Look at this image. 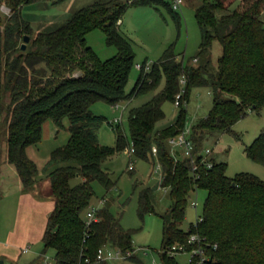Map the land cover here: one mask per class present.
<instances>
[{
    "label": "trees",
    "instance_id": "obj_1",
    "mask_svg": "<svg viewBox=\"0 0 264 264\" xmlns=\"http://www.w3.org/2000/svg\"><path fill=\"white\" fill-rule=\"evenodd\" d=\"M47 1L57 4L65 0H0V8L6 4L12 11L11 16L0 11V148L6 123L8 161L15 166L23 188L30 190L43 173L47 174L55 207L43 235L44 252L54 250V264H110L112 260L98 258L99 249L135 251V231L123 227L105 203L98 211L99 220L91 226L87 227L83 216L96 195L93 182L107 190L115 186L103 162L130 147L139 159L155 164L158 158L163 170L160 184L173 201L162 215V264H181L177 253L171 251L174 246L180 252V246L191 251L196 246L189 243L193 233L206 237L209 243L206 251L210 260L206 264H264V180L249 172L229 177L227 163L215 159L211 169L202 163L209 148L204 143L211 135L232 132L249 112L264 107V0H241L235 8L237 0H203L195 14L201 42L192 58L200 61L199 65L179 58L175 43H171L151 65L147 60L138 64L140 74L130 91L127 85L136 53L130 38L121 33L123 17L131 6H164L180 30L182 15L171 0H106L78 9L52 30L33 34L25 11ZM95 29L103 30L107 44L116 47L114 56L102 59L88 45L87 35ZM25 35L30 36L31 43L23 51L20 41ZM215 41L220 42L222 53L213 72L210 66ZM76 71L81 73L75 75ZM182 77H186L185 85ZM202 86L211 89L214 100L208 114L192 125L191 139L200 167V177L194 180L190 159L179 151L173 153L169 139L186 126L185 102H189L193 88ZM183 88L175 120L157 129L166 118L164 104H175ZM148 94L152 97L147 102L129 111L131 141L120 121L91 110L96 102L115 107ZM65 118L70 122V138L51 152L41 169L28 150L42 140L47 120L63 127ZM104 123L115 133L113 146L99 142L98 130ZM245 152L264 164V132ZM78 177L82 180L73 183ZM196 186L207 190L203 219L185 230L182 224ZM138 194L140 218L157 213L154 188L145 187Z\"/></svg>",
    "mask_w": 264,
    "mask_h": 264
},
{
    "label": "rangeland",
    "instance_id": "obj_2",
    "mask_svg": "<svg viewBox=\"0 0 264 264\" xmlns=\"http://www.w3.org/2000/svg\"><path fill=\"white\" fill-rule=\"evenodd\" d=\"M106 0H65L64 2L52 4L51 2H40L31 8L26 9L25 13L30 19L33 27V34L39 30H52L64 22L78 9ZM129 2L133 0H128ZM203 0H186L182 9L177 10L182 15V25L179 30L170 12L164 7L159 6L156 9L153 6L135 5L128 8L124 15V23L120 25L121 33L130 38L135 49V65L131 71L127 90L130 91L140 74V65L147 60L151 65L158 60L166 48L175 43L174 50L179 54V58L188 62L196 56L200 42L201 29L196 19V8ZM241 0H237L233 5L235 8ZM0 11L3 16H11V8L2 4ZM264 20V14L262 15ZM21 45L25 43L24 39L20 41ZM31 43V39L26 43V51ZM87 43L93 47L102 59H107L117 53L114 46H110L106 41V34L101 29H95L87 35ZM222 53V46L219 41L213 44V60L211 70L217 71L218 58ZM212 57V56H211ZM200 61L191 60V64L198 66ZM140 64V65H138ZM81 72L76 71L75 75ZM152 94L139 96L133 99L132 103H122L121 107L116 109L112 105L104 102H96L91 106L95 114L106 115L109 120L114 121L122 117L119 124L124 133L131 141V135L128 125V115L130 109L140 106ZM224 97H230L225 94ZM214 96L211 89L205 86L195 87L191 91L189 102H185L187 108V126H192L199 119L205 117L213 106ZM166 118L159 122L157 129L163 128L174 121L178 113V106L172 102L164 104ZM69 119H64V126L58 127L52 120H47L43 125V138L37 144L29 148L30 157L35 160L41 169L47 165L51 152L65 145L70 138ZM264 132V107L259 111L253 110L239 120L234 126L232 132H217L211 135L205 141V147H209L212 152L211 159L218 162L227 163V175L234 177L240 172L252 173L264 180V164L250 159L245 152L247 146L251 145ZM99 142L103 145H115V133L108 123H104L98 130ZM130 147L123 151L115 153L113 156L103 162V168L108 170L115 186L107 190L99 182H93L96 195L92 199L91 205H100L102 199L105 200L110 210L121 219L123 227L133 229V245L135 254L132 259L112 260L110 264H161L159 251L162 249L163 227L165 215L173 204L169 192L160 184L161 171L153 162L137 158L130 154ZM130 162L135 165L134 170H129ZM0 174L1 192L7 194L10 198L0 202V242H11L10 230L15 228L16 221L15 207L12 200L16 195L20 178L13 164L8 161V132L6 123L3 125L1 148H0ZM43 179H47V174H43ZM41 178V179H42ZM40 179V180H41ZM82 179L76 178L73 183H79ZM135 184L138 188L135 189ZM145 187L154 188V205L157 213H148L144 219L138 214L139 191ZM0 192V193H1ZM6 195V196H7ZM207 197V190L199 188L198 194L191 193L190 202L186 211V218L182 228L187 230L192 222L196 221L197 215L203 212L204 203ZM197 199L199 206L197 211L191 205V200ZM104 206V205H102ZM88 210V209H87ZM87 210L83 213L86 216ZM25 235V234H24ZM34 237V236H33ZM18 247L20 253L18 263H13L9 257L4 259L0 256L3 264H54V250L49 249L44 252L43 241L35 238L19 239ZM28 252H24L25 248ZM17 248V250H19ZM16 250V251H17ZM16 253V252H15ZM190 258L188 253H178L177 259L181 264H186Z\"/></svg>",
    "mask_w": 264,
    "mask_h": 264
},
{
    "label": "built area",
    "instance_id": "obj_3",
    "mask_svg": "<svg viewBox=\"0 0 264 264\" xmlns=\"http://www.w3.org/2000/svg\"><path fill=\"white\" fill-rule=\"evenodd\" d=\"M186 0H171L174 9L176 10H180L183 7V4H185ZM182 84H186V77H182L181 79ZM184 93V88L182 89V91L177 95L176 97V101H175V105L178 106L180 104L181 98L183 96ZM121 104H116L115 108H120ZM122 117L120 118H116L115 121H121ZM114 121V122H115ZM191 134H192V126H185L181 132L176 135L173 136L169 139V144L172 147V152L174 153L175 151H179L180 154L184 155L185 157L189 158L192 164V175L194 180H197L200 177V172H198L199 170V165L197 163V153H196V149H195V144L193 142V140L191 139ZM130 154L134 153V148H130ZM153 152L155 155H157V147L153 148ZM212 150L210 148H206L205 150V158H203L202 163H205L208 169H211L214 166V163L212 161V159L210 158V154H211ZM155 164L158 166V169L161 171V177H160V182L163 179V170H162V166L158 160V158H156ZM134 169V163L131 162L129 165V170H133ZM198 190L199 187L196 186L194 189L195 194H198ZM105 200L102 199L100 202V205L94 206V205H90V207L87 210L86 213V225L87 227L91 226V224L93 222H97L99 220V216H98V211L100 210V208L102 207V205H104ZM191 205L195 208V210L197 211L198 206H199V202L197 199H192L191 200ZM203 219L202 214H198L196 221L194 222L195 226L198 225V223ZM189 243L191 244H196V246L191 250V251H186L185 249L182 250V247L180 246L179 248L181 249V252L176 250V247H173V250L175 251H171V253L173 254H178V253H188L190 255V258L188 260V262H194V260L198 263V264H206L208 260H210L209 255L207 254L206 251V247L209 246L208 241L206 240V237L201 236L199 233H193L191 234L190 238H189ZM29 250V248H25L24 252H27ZM178 251V252H177ZM135 254V251H128L127 253H123L121 250L119 249H107V248H101L99 249V253H98V258L100 260H126L128 258H130L131 256H133ZM153 264H157V263H153ZM162 264V263H161Z\"/></svg>",
    "mask_w": 264,
    "mask_h": 264
},
{
    "label": "crops",
    "instance_id": "obj_4",
    "mask_svg": "<svg viewBox=\"0 0 264 264\" xmlns=\"http://www.w3.org/2000/svg\"><path fill=\"white\" fill-rule=\"evenodd\" d=\"M123 23L124 19L122 21V24ZM133 101H131V103ZM42 177H44V175H42ZM6 195L7 194H4L3 192L0 193V202H2L3 205V202L5 200L8 202L10 198L8 195ZM13 197L14 200H12V203L15 207L14 220L16 221V224L15 228L9 231L10 236L13 237V240H11V242L10 240L9 242H0V256L4 259H8L9 257L13 263H18L19 258L22 255L18 247L19 239L21 240L22 237H25V239L35 238L36 240L43 241V235L46 229L48 217L55 207V197L48 178H42L41 180L39 179L37 184L28 191L23 188L22 182L20 180L17 193ZM17 248L19 250H17Z\"/></svg>",
    "mask_w": 264,
    "mask_h": 264
},
{
    "label": "water",
    "instance_id": "obj_5",
    "mask_svg": "<svg viewBox=\"0 0 264 264\" xmlns=\"http://www.w3.org/2000/svg\"><path fill=\"white\" fill-rule=\"evenodd\" d=\"M30 40V36L29 35H25V37H24V41H25V43H23L22 45H21V49L22 50H25L26 49V43L28 42ZM179 153V152H178ZM0 264H3V261H0Z\"/></svg>",
    "mask_w": 264,
    "mask_h": 264
}]
</instances>
